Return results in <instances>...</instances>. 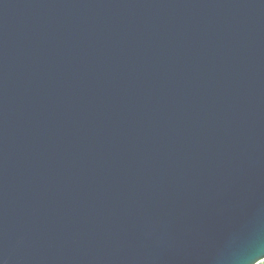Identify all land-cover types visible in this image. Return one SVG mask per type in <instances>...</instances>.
Listing matches in <instances>:
<instances>
[{
	"label": "water",
	"instance_id": "water-1",
	"mask_svg": "<svg viewBox=\"0 0 264 264\" xmlns=\"http://www.w3.org/2000/svg\"><path fill=\"white\" fill-rule=\"evenodd\" d=\"M264 260V0H0V264Z\"/></svg>",
	"mask_w": 264,
	"mask_h": 264
},
{
	"label": "built area",
	"instance_id": "built-area-1",
	"mask_svg": "<svg viewBox=\"0 0 264 264\" xmlns=\"http://www.w3.org/2000/svg\"><path fill=\"white\" fill-rule=\"evenodd\" d=\"M257 264H264V260H261V261L258 262Z\"/></svg>",
	"mask_w": 264,
	"mask_h": 264
}]
</instances>
